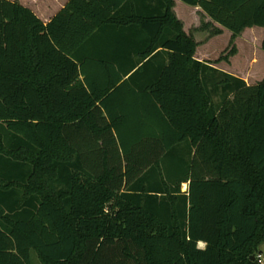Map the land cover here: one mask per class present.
Masks as SVG:
<instances>
[{"label": "trees", "instance_id": "trees-1", "mask_svg": "<svg viewBox=\"0 0 264 264\" xmlns=\"http://www.w3.org/2000/svg\"><path fill=\"white\" fill-rule=\"evenodd\" d=\"M181 1L264 27V0ZM174 7L0 0V264H262L264 80L197 59Z\"/></svg>", "mask_w": 264, "mask_h": 264}, {"label": "rangeland", "instance_id": "rangeland-1", "mask_svg": "<svg viewBox=\"0 0 264 264\" xmlns=\"http://www.w3.org/2000/svg\"><path fill=\"white\" fill-rule=\"evenodd\" d=\"M176 10L184 29L199 43L196 58L211 62L218 69L250 82L264 79L263 27L250 28L233 38L231 31L212 22L200 7L179 0ZM207 22L211 24L209 28H204ZM216 28H222V33L214 35ZM226 56L227 60L218 61ZM183 188L186 190L187 185ZM200 247L204 248L205 244L201 243ZM261 247L264 249V244ZM32 264H42L35 251H32Z\"/></svg>", "mask_w": 264, "mask_h": 264}, {"label": "crops", "instance_id": "crops-1", "mask_svg": "<svg viewBox=\"0 0 264 264\" xmlns=\"http://www.w3.org/2000/svg\"><path fill=\"white\" fill-rule=\"evenodd\" d=\"M16 1H19L21 4L31 8L38 15V17L40 19H42L45 23L49 22L68 2V0H16ZM178 3H179V0H175V7H174L175 13L177 11L176 6L178 5ZM176 15L180 19V17L178 16L177 13H176ZM249 29L250 28H247L246 30H249ZM253 29H255V27H253ZM188 34H190V33H188ZM263 39H264V36L262 38V42H263ZM261 46H262V43H261ZM195 57H196V55H195ZM242 79H244L248 84H256V83L264 80V79H262V80L250 82L249 80H247L244 77Z\"/></svg>", "mask_w": 264, "mask_h": 264}, {"label": "built area", "instance_id": "built-area-1", "mask_svg": "<svg viewBox=\"0 0 264 264\" xmlns=\"http://www.w3.org/2000/svg\"><path fill=\"white\" fill-rule=\"evenodd\" d=\"M258 258H260V259H261V263L264 264V256L260 254V255L258 256Z\"/></svg>", "mask_w": 264, "mask_h": 264}, {"label": "water", "instance_id": "water-1", "mask_svg": "<svg viewBox=\"0 0 264 264\" xmlns=\"http://www.w3.org/2000/svg\"><path fill=\"white\" fill-rule=\"evenodd\" d=\"M255 257H253V259H254Z\"/></svg>", "mask_w": 264, "mask_h": 264}]
</instances>
